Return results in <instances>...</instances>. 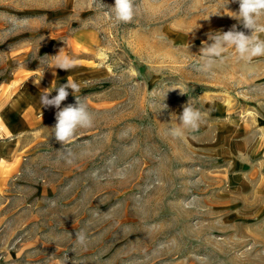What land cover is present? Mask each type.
<instances>
[{
  "label": "rangeland",
  "instance_id": "obj_1",
  "mask_svg": "<svg viewBox=\"0 0 264 264\" xmlns=\"http://www.w3.org/2000/svg\"><path fill=\"white\" fill-rule=\"evenodd\" d=\"M101 2L0 0V264H264V57L199 70L210 34H250L238 2L134 0L128 24ZM67 80L94 124L62 146L40 97Z\"/></svg>",
  "mask_w": 264,
  "mask_h": 264
},
{
  "label": "clouds",
  "instance_id": "obj_2",
  "mask_svg": "<svg viewBox=\"0 0 264 264\" xmlns=\"http://www.w3.org/2000/svg\"><path fill=\"white\" fill-rule=\"evenodd\" d=\"M99 2L104 5L101 0ZM235 2L239 4L238 12H232V15L228 16L242 24L243 28L249 30L250 34L236 30V25H233L226 32L210 34L211 43H205L200 51L201 63L199 70L204 73H211L214 67L223 63L225 54L229 50L234 49L236 57L246 64L251 63L255 58L264 57V22H262L264 21V0H235ZM228 3L229 0H227ZM110 9L109 15L114 18L117 24L131 23L136 13L134 0H114V4L110 6ZM221 14L220 9H218L216 13L211 15ZM53 57L54 62L51 67L54 69L71 71L77 66L75 59L61 54L60 51ZM53 75H55V72H53ZM42 77L43 72L41 73V78L35 79L33 83L38 86ZM68 89H71V94L75 96L76 103L68 104L66 107L61 108L62 102L69 96ZM53 90L56 91V95L49 98ZM79 91L80 87L74 80H67L65 84H61L59 87L52 88L50 91L45 90L40 97L43 108L53 107L57 109L56 124L52 129H54L55 140L62 146L70 144L79 129L90 128L94 124L93 116L88 111L87 105L77 98L76 94ZM169 91L163 94L159 110L167 108L163 101ZM177 118L180 122L179 126L170 129V134L175 138L184 137L186 133L197 132L204 119L202 113L189 102L184 106L182 113ZM63 158L68 164L74 162V154L70 151H67ZM75 239L79 244L84 245L87 237L81 231L75 234ZM66 261L67 258L64 264H66Z\"/></svg>",
  "mask_w": 264,
  "mask_h": 264
}]
</instances>
